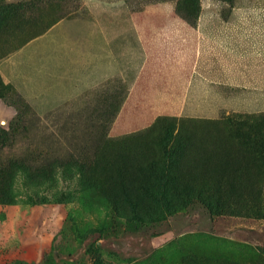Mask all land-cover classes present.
<instances>
[{"label": "rangeland", "instance_id": "rangeland-1", "mask_svg": "<svg viewBox=\"0 0 264 264\" xmlns=\"http://www.w3.org/2000/svg\"><path fill=\"white\" fill-rule=\"evenodd\" d=\"M89 1L226 30L224 99L41 113L0 75V264H264V0H0V60Z\"/></svg>", "mask_w": 264, "mask_h": 264}, {"label": "crops", "instance_id": "crops-1", "mask_svg": "<svg viewBox=\"0 0 264 264\" xmlns=\"http://www.w3.org/2000/svg\"><path fill=\"white\" fill-rule=\"evenodd\" d=\"M86 6L90 16L62 18L0 60L3 80L38 111L112 91L113 84L124 90V106L140 105L142 96L151 106H199L224 99L218 90L230 77L226 66L234 63L225 60L226 30L194 27L176 16L170 3L132 16L122 9L114 14L109 3Z\"/></svg>", "mask_w": 264, "mask_h": 264}, {"label": "trees", "instance_id": "trees-1", "mask_svg": "<svg viewBox=\"0 0 264 264\" xmlns=\"http://www.w3.org/2000/svg\"><path fill=\"white\" fill-rule=\"evenodd\" d=\"M143 169H144V167L142 165H139L136 167L137 172H139L140 174L142 173Z\"/></svg>", "mask_w": 264, "mask_h": 264}]
</instances>
